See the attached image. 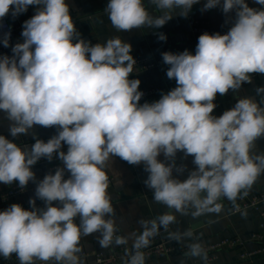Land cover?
Here are the masks:
<instances>
[{
	"label": "clouds",
	"instance_id": "clouds-1",
	"mask_svg": "<svg viewBox=\"0 0 264 264\" xmlns=\"http://www.w3.org/2000/svg\"><path fill=\"white\" fill-rule=\"evenodd\" d=\"M252 3L258 7L249 0H147V6L145 0H108L104 12L117 32L158 30L197 4L202 13L219 9L228 25L224 33L201 34L194 54L162 52L176 86L141 103L130 43L119 36L103 43L83 38L68 0H0V45L12 53L0 54V112L8 121V135L0 134V184L21 191L35 185L27 209L12 203L0 210V258L84 264L81 239L98 234L102 248L125 246L122 264H146L144 250L163 231L170 241H193L185 256L208 264L191 228H170L178 216L220 214L223 200L239 211L237 201L264 175V152L256 151L264 139V86L255 89L259 101L245 96L214 114L217 95L235 94L253 75L264 76V0ZM30 6L35 12L22 24L23 41L12 45L3 20ZM166 39L158 33L159 41ZM36 127L55 134L41 139ZM28 135L31 145L16 142ZM116 158L142 166L154 203L169 210L140 218L125 235L108 191L107 169ZM42 159L61 166L38 179L33 168Z\"/></svg>",
	"mask_w": 264,
	"mask_h": 264
},
{
	"label": "crops",
	"instance_id": "crops-1",
	"mask_svg": "<svg viewBox=\"0 0 264 264\" xmlns=\"http://www.w3.org/2000/svg\"><path fill=\"white\" fill-rule=\"evenodd\" d=\"M70 4V12L73 21L76 24L78 31L82 37L92 41V43H103L108 38L119 36L125 42L132 45V55L134 57L144 55L161 56L162 52L171 51L173 53L182 52L186 47L194 45L195 38L190 32L186 18L174 15L165 26L158 30L142 28L133 29L131 31L117 32L111 25L104 8L108 0H68ZM147 6V0H145ZM249 5L258 7L249 0ZM202 4L194 5L191 12L195 13L198 17L208 20L211 25L219 28H228L225 24V17L219 9H213L207 12H201ZM149 10L153 11L149 6ZM35 12V8L30 6L28 11L13 18L10 14L4 19L7 20L9 25L16 26L21 22L29 19ZM153 14H157L153 11ZM164 33L167 37L166 41L158 40V33ZM6 54L11 55V49ZM168 66L163 67L158 71H151L140 76L134 77L141 81L140 89L149 87L151 85L159 84L167 92L176 86L174 80H169L166 76ZM264 86V76L253 75L251 84H244L242 88L235 94L231 91L226 96L217 95L215 103L217 104L214 114L219 116L226 109L231 108L239 98L245 96H253L258 101L260 97L256 96L255 89ZM33 131L39 138L47 140L50 136L55 134V129L36 127ZM0 134L8 135V121L4 118V114L0 112ZM11 139V137H9ZM23 146L25 143L31 145L34 143L31 135L22 136L17 141ZM66 150V146H65ZM257 152H264V139L257 141ZM189 168H192L191 157L186 161ZM34 172L38 179L49 172L54 171L49 169L46 165L34 166ZM109 178L112 183L109 186V193L113 197V205L116 208V222L119 226L121 235L137 229L136 221L140 218L152 219L157 215L169 211L163 205L156 204L153 201L152 193L147 189L143 183L146 178V173L143 171L142 166H130L126 162L116 158L107 169ZM184 176L180 178L183 179ZM14 185V184H13ZM12 186V185H11ZM10 186L0 184V194L8 189ZM35 185L31 184L29 190L16 198L11 199L7 203L0 201V210L7 208L12 203H20L24 207L28 204V200L34 194ZM264 192V175H262L257 183L253 186L249 195ZM39 200L37 201V203ZM223 210L220 214H212L210 216L201 217L198 220H192L191 217L178 216V224H174L170 230L179 227L180 230L191 228L194 234L199 236L200 242L206 246L211 243L217 242L221 239L239 235L247 237L252 231L259 229V218L256 211H247V216L242 217L241 212L231 214L233 207L230 202L223 200ZM83 237L81 239L82 252L93 253L97 251H110L117 247L116 245L108 248H102L96 241V236ZM167 237V234H166ZM191 240H185L181 244L191 243ZM258 247L257 243L248 241L246 249L252 250ZM217 260L214 264H264V255L257 257L253 260L242 261L239 258L237 249L225 248L217 252ZM84 264H95L92 257L81 256ZM1 259V258H0ZM203 264L199 259L187 257L185 255H172L170 257H156L146 261L147 264Z\"/></svg>",
	"mask_w": 264,
	"mask_h": 264
},
{
	"label": "built area",
	"instance_id": "built-area-1",
	"mask_svg": "<svg viewBox=\"0 0 264 264\" xmlns=\"http://www.w3.org/2000/svg\"><path fill=\"white\" fill-rule=\"evenodd\" d=\"M186 21L188 23L191 34L195 38L194 45L186 47V49L193 52V54L195 52L196 44L198 42V37L201 34H203L204 32L214 33L219 31L221 33H224L227 31V29L225 28H219L211 25L208 20L198 17L193 12L189 13V15L186 17ZM3 24L5 27L2 31H11L10 44L14 45L16 42L23 41V38L21 37L23 22L19 23L16 26H11L9 25L7 20L4 19ZM9 49L11 48H4L2 45H0V54H6ZM134 58L137 61V65L135 66L134 71L132 73V78L151 71H158L163 67L167 66L163 63L162 56L144 55ZM140 90L144 93L141 103L145 101L152 102L158 100L160 98L161 93L164 92V88L159 84L151 85ZM39 165H46L49 167V169L55 170L56 167L61 166V162L57 159H54L52 162H48L42 159L35 166ZM109 180L111 185L112 179L109 178ZM31 184L32 183H30L27 189L24 191H21L15 184L10 186L8 189H6L0 194V201L2 203H7L11 199L22 195L23 193L29 190ZM237 203L240 206V210L237 211L232 207L231 214H235L244 210L256 211L260 220L259 229L252 231L246 238L241 237L239 235H234L232 237H227L217 242L206 245L205 250L208 253V264H214L217 260V252L225 248L237 249L239 252V258L242 261L253 260L257 257L264 255V192L248 195L243 200H238ZM37 204L41 205V202L39 201ZM28 207L29 205L25 206L26 209ZM119 234L121 233L119 232ZM248 241L257 243L258 247L252 250L246 249V243ZM187 244L188 243L181 244L175 241H170L167 239L166 233L161 231V234L152 241L150 247L144 250L146 261L156 257L185 255V253L188 251L186 247ZM124 251L125 246H117L107 252H81L79 255L84 257H92L93 262L95 264H122L121 258L124 255ZM0 264H19V262L17 261L16 257L13 256L9 260H4L3 258H1Z\"/></svg>",
	"mask_w": 264,
	"mask_h": 264
}]
</instances>
